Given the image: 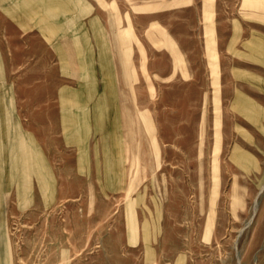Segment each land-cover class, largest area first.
I'll return each mask as SVG.
<instances>
[{"label":"rangeland","instance_id":"rangeland-1","mask_svg":"<svg viewBox=\"0 0 264 264\" xmlns=\"http://www.w3.org/2000/svg\"><path fill=\"white\" fill-rule=\"evenodd\" d=\"M0 264H264V0H0Z\"/></svg>","mask_w":264,"mask_h":264},{"label":"crops","instance_id":"crops-1","mask_svg":"<svg viewBox=\"0 0 264 264\" xmlns=\"http://www.w3.org/2000/svg\"><path fill=\"white\" fill-rule=\"evenodd\" d=\"M3 228H4V227H3V225H2V224H0V234H1V235L3 234V233H2V232H3V230H4Z\"/></svg>","mask_w":264,"mask_h":264},{"label":"bare ground","instance_id":"bare-ground-1","mask_svg":"<svg viewBox=\"0 0 264 264\" xmlns=\"http://www.w3.org/2000/svg\"><path fill=\"white\" fill-rule=\"evenodd\" d=\"M2 233H4V230H3V232H2ZM5 264H8V262L6 261V262H5Z\"/></svg>","mask_w":264,"mask_h":264}]
</instances>
